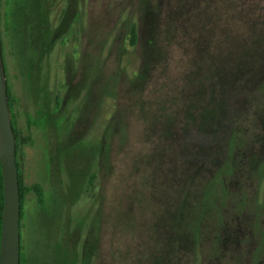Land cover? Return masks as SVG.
Listing matches in <instances>:
<instances>
[{
  "label": "rangeland",
  "instance_id": "1",
  "mask_svg": "<svg viewBox=\"0 0 264 264\" xmlns=\"http://www.w3.org/2000/svg\"><path fill=\"white\" fill-rule=\"evenodd\" d=\"M35 1L0 3L29 264H264V0Z\"/></svg>",
  "mask_w": 264,
  "mask_h": 264
},
{
  "label": "water",
  "instance_id": "2",
  "mask_svg": "<svg viewBox=\"0 0 264 264\" xmlns=\"http://www.w3.org/2000/svg\"><path fill=\"white\" fill-rule=\"evenodd\" d=\"M9 104L0 36V159L4 185L0 264H20L21 191L16 135Z\"/></svg>",
  "mask_w": 264,
  "mask_h": 264
},
{
  "label": "trees",
  "instance_id": "3",
  "mask_svg": "<svg viewBox=\"0 0 264 264\" xmlns=\"http://www.w3.org/2000/svg\"><path fill=\"white\" fill-rule=\"evenodd\" d=\"M137 26L136 24H133L131 27V42L134 44L137 40ZM5 65V64H4ZM8 96H9V105L11 109V116H12V123H13V129L15 131L16 135V150H17V162H18V167H19V182H20V191H21V202H22V209H23V203H24V197L25 194L28 190H33L37 193L39 202L43 201V188L39 184H34L31 187H27L24 185L23 181V172L22 168L20 165V153L21 152V147L23 143H27L31 140L30 135H23L21 129H19L18 125V120L16 113L14 111L15 107V100L14 97L12 96V92L8 86ZM212 108H206L204 109L203 115L206 117V120L203 122V129L205 128V121H207L208 117L213 114ZM253 171V170H252ZM3 174H2V163L0 159V244H1V235H2V222H3V209H4V185H3ZM20 264H25L24 262V256L23 253L20 254Z\"/></svg>",
  "mask_w": 264,
  "mask_h": 264
},
{
  "label": "flooded vegetation",
  "instance_id": "4",
  "mask_svg": "<svg viewBox=\"0 0 264 264\" xmlns=\"http://www.w3.org/2000/svg\"><path fill=\"white\" fill-rule=\"evenodd\" d=\"M42 1V0H41ZM46 1L44 0V3H45ZM30 4H31V6H29L31 9V14H33V12H34V9L35 8H38V6L36 5V1L35 0H31V2H30ZM37 6V7H36ZM25 7V6H24ZM26 9V8H25ZM26 13H27V16H26ZM25 13V11H24V13H22V16H23V18H29V17H31V15H30V13H28V11ZM42 16H41V18H38L39 20H40V22H39V24H38V26H36V33H35V30L31 33L32 35H33V37H34V33L36 34V37L38 38V32L39 33H43L44 31L45 32H48V31H50L51 32V34H52V32H53V34L54 35H56L57 34V27L56 26H54L53 27V25H52V22L50 21V23L49 22H47V20L45 19V14H44V11L42 10ZM29 26V25H28ZM40 38H41V34H40ZM34 40H36V38L34 37ZM22 216H23V209H22V202H21V219H22ZM20 225H21V223H20ZM20 228H21V226H20ZM20 236L22 237V235H21V231H20ZM21 237H20V254L21 253H23V256H24V262H25V264H29V262H28V259L26 258V256H25V254H24V252L22 251V244H21ZM65 250H68V249H65ZM49 252V251H48ZM49 254V253H48ZM55 256V255H54ZM48 260V259H47ZM49 261V260H48Z\"/></svg>",
  "mask_w": 264,
  "mask_h": 264
}]
</instances>
